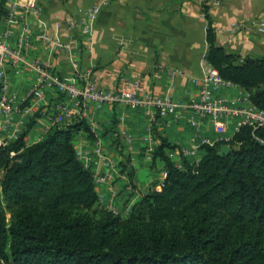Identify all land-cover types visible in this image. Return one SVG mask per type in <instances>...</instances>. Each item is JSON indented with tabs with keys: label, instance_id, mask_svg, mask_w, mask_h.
<instances>
[{
	"label": "trees",
	"instance_id": "16d2710c",
	"mask_svg": "<svg viewBox=\"0 0 264 264\" xmlns=\"http://www.w3.org/2000/svg\"><path fill=\"white\" fill-rule=\"evenodd\" d=\"M203 11L205 61L264 108V56L219 45ZM28 129L0 144V264H264V124L241 125L180 167L161 139L151 161L166 176L126 218L96 205L94 173L73 145L77 132L90 133L84 118L31 144ZM223 143L231 150L219 156Z\"/></svg>",
	"mask_w": 264,
	"mask_h": 264
},
{
	"label": "crops",
	"instance_id": "0c3cea01",
	"mask_svg": "<svg viewBox=\"0 0 264 264\" xmlns=\"http://www.w3.org/2000/svg\"><path fill=\"white\" fill-rule=\"evenodd\" d=\"M13 0H0V31ZM24 2V0H22ZM44 7L42 20L55 43L37 37L40 21L31 18L33 48L25 52L28 63L51 67L62 76L75 71L88 75L98 86L116 90L124 81L134 83L138 94L186 100L194 96L205 66L206 26L203 5L215 28L216 41L241 58L264 56V0H39ZM97 8L95 15L90 11ZM18 7L16 19L21 14ZM13 42L20 26L12 24ZM9 93L21 112L14 115L13 131L18 135L28 129V144L40 140L47 132L49 117L57 112L61 101L55 89H48L42 100H26L35 84L37 73L30 66L14 70L7 67ZM247 92L236 84L223 85L214 94L231 98ZM26 110V111H25ZM151 108L131 109L123 104L90 103L81 115L75 109L66 119L81 117L90 133L80 130L73 138L74 148L93 147L96 142L108 159L92 153L85 165L96 177L97 207L107 210L110 201L122 214L131 201L152 189H160L163 162L147 159V139L157 146L165 139L174 149H191L182 160L197 162L203 155L202 145L229 139L237 130V120H204L190 125L180 119L169 125L156 124ZM90 129V127H89ZM207 141V142H206ZM134 190H131L129 186Z\"/></svg>",
	"mask_w": 264,
	"mask_h": 264
},
{
	"label": "built area",
	"instance_id": "2783aa9c",
	"mask_svg": "<svg viewBox=\"0 0 264 264\" xmlns=\"http://www.w3.org/2000/svg\"><path fill=\"white\" fill-rule=\"evenodd\" d=\"M11 8L8 10L7 25L0 31V144L17 138L18 127L13 131V118L22 109L15 104L14 97L9 93L7 82V67L12 66L14 70L19 69L23 64L30 66L37 73L35 84L29 91L26 100H42L48 89H55L61 101L57 104V112L49 117L47 131L56 125L66 122V119L75 109L79 114L84 115L85 109L90 103L101 104H123L131 109L151 108L154 116L150 120L156 124L169 125L180 119H184L190 125H197L204 120L223 121L229 118L237 120V129L241 125H250L257 128L264 124V108H257L246 93L241 97L231 98L223 95H215L214 92L223 85H231L223 80L217 70L210 65L205 66L202 78L198 83V88L194 96L186 100L175 99L169 95L155 96L138 94L135 92L133 82L124 81L116 90H109L98 86L88 75L75 71L70 76H62L51 67H46L39 63H28L25 52L33 48L34 33L32 32L30 19H36L42 24L37 37L49 43L56 41L47 33L46 25L42 20L44 7L39 0H13ZM18 7H21V14L16 19ZM97 8L90 11V15H95ZM20 26L17 41L13 42L14 31L12 24ZM259 30H264V21L259 23ZM26 111V110H25ZM96 122L89 121L90 131L96 127ZM228 140V139H226ZM207 142V141H206ZM153 142L147 139L144 156L152 160ZM76 156L84 163L88 161L90 155L95 153L100 159H108L96 142L93 147L84 146L75 148ZM191 153V149H170L168 157L182 159ZM87 166V165H85ZM88 167V166H87ZM180 167V165H179ZM163 178L166 172L162 174ZM105 181V176L96 177L94 180ZM129 188L132 190V186ZM107 210L119 213L112 205V201L106 206Z\"/></svg>",
	"mask_w": 264,
	"mask_h": 264
},
{
	"label": "rangeland",
	"instance_id": "374dc122",
	"mask_svg": "<svg viewBox=\"0 0 264 264\" xmlns=\"http://www.w3.org/2000/svg\"><path fill=\"white\" fill-rule=\"evenodd\" d=\"M161 185V184H160ZM156 189V188H155ZM132 190H134V188H132ZM153 190V189H152ZM141 197V196H140ZM140 197H136L135 199H133L130 203V205L127 207L126 209V212L122 214V210H118L114 205H113V202H112V205L117 209V211L119 212L118 214L117 213H114L115 215H121V217L123 218H126L128 215H129V212H130V209H131V206L133 205L134 202H136ZM109 211V210H108ZM113 213V212H112Z\"/></svg>",
	"mask_w": 264,
	"mask_h": 264
},
{
	"label": "water",
	"instance_id": "95a60500",
	"mask_svg": "<svg viewBox=\"0 0 264 264\" xmlns=\"http://www.w3.org/2000/svg\"><path fill=\"white\" fill-rule=\"evenodd\" d=\"M230 150L231 149H230L229 145L223 143L219 146V151L217 152V154L219 156L227 155V154H229Z\"/></svg>",
	"mask_w": 264,
	"mask_h": 264
}]
</instances>
